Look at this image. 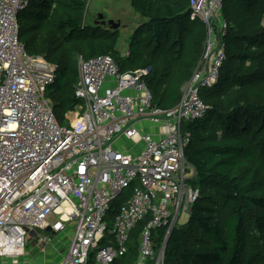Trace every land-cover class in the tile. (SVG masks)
<instances>
[{
    "label": "built area",
    "instance_id": "obj_1",
    "mask_svg": "<svg viewBox=\"0 0 264 264\" xmlns=\"http://www.w3.org/2000/svg\"><path fill=\"white\" fill-rule=\"evenodd\" d=\"M223 2L189 0L206 39L178 104H153L149 68L121 71L108 54L79 56L78 103L61 126L44 98L54 67L29 56L18 38L17 15L28 2L0 0V264H30L21 258L26 236L40 248L59 232L69 235L57 264H111L139 222L135 264L163 263L164 244L154 249L152 230L165 228V239L198 196L181 125L205 115L199 90L217 83L226 58ZM144 124L160 126V136ZM121 137L130 150L118 151Z\"/></svg>",
    "mask_w": 264,
    "mask_h": 264
},
{
    "label": "trees",
    "instance_id": "obj_2",
    "mask_svg": "<svg viewBox=\"0 0 264 264\" xmlns=\"http://www.w3.org/2000/svg\"><path fill=\"white\" fill-rule=\"evenodd\" d=\"M87 1L27 0L17 15L26 53L54 67L44 98L55 118L78 103V56L108 54L121 71L149 68L153 104H178L206 39L189 0H130L145 20L126 56L116 48L118 29L85 23ZM222 15L226 58L217 83L199 90L207 111L181 125L184 160L194 171L188 183L198 196L165 239V228L152 230L154 249L164 244L162 264H264V0H224ZM142 227L111 264L136 263Z\"/></svg>",
    "mask_w": 264,
    "mask_h": 264
},
{
    "label": "rangeland",
    "instance_id": "obj_3",
    "mask_svg": "<svg viewBox=\"0 0 264 264\" xmlns=\"http://www.w3.org/2000/svg\"><path fill=\"white\" fill-rule=\"evenodd\" d=\"M84 13V21L86 24H91L93 21H96L98 14H102L105 20H114L115 23L119 22V27L117 28L119 37L116 48L122 56L128 55V44L130 43L131 36L134 30L141 27L145 20L132 9L130 0H88ZM219 14L222 15V9ZM103 26L110 29L107 25ZM73 117L74 115L70 111H67L64 116L56 120L59 125L68 126L70 122L69 118ZM119 144L120 147L117 146L119 148L118 151L125 152L126 150H130V142L124 138L121 137L119 139ZM186 177H189L188 173H186ZM187 218V215L181 213L176 224L184 223ZM109 224L111 225V221H109ZM68 235V232H59L57 234L48 233L49 243L42 248L34 245L32 239L27 235L24 249L25 254L21 258L30 264H49L50 262L51 264H57L61 256L66 253L64 250L66 249Z\"/></svg>",
    "mask_w": 264,
    "mask_h": 264
},
{
    "label": "water",
    "instance_id": "obj_4",
    "mask_svg": "<svg viewBox=\"0 0 264 264\" xmlns=\"http://www.w3.org/2000/svg\"><path fill=\"white\" fill-rule=\"evenodd\" d=\"M94 24H100V25H107V26H109L110 27V29H117L118 27H119V22H114V20H105L104 18H103V15L102 14H98V16H97V20L96 21H94L93 22ZM46 231L47 232H53L52 230H51V228L50 227H47L46 228ZM43 245H40V248L42 247Z\"/></svg>",
    "mask_w": 264,
    "mask_h": 264
},
{
    "label": "crops",
    "instance_id": "obj_5",
    "mask_svg": "<svg viewBox=\"0 0 264 264\" xmlns=\"http://www.w3.org/2000/svg\"><path fill=\"white\" fill-rule=\"evenodd\" d=\"M98 25H100V24H98ZM128 46H129V44H128ZM144 129H145V131L150 132V133H153L157 129V137L160 136V134H161V128L158 125L156 128L155 126H150L149 124H144ZM49 264H51V262Z\"/></svg>",
    "mask_w": 264,
    "mask_h": 264
}]
</instances>
